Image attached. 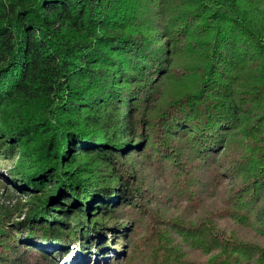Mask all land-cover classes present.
Instances as JSON below:
<instances>
[{
  "label": "trees",
  "instance_id": "16d2710c",
  "mask_svg": "<svg viewBox=\"0 0 264 264\" xmlns=\"http://www.w3.org/2000/svg\"><path fill=\"white\" fill-rule=\"evenodd\" d=\"M15 157L0 264H264V0H0Z\"/></svg>",
  "mask_w": 264,
  "mask_h": 264
},
{
  "label": "rangeland",
  "instance_id": "374dc122",
  "mask_svg": "<svg viewBox=\"0 0 264 264\" xmlns=\"http://www.w3.org/2000/svg\"><path fill=\"white\" fill-rule=\"evenodd\" d=\"M18 157H15L10 160H0V193L2 194V198L0 200L4 205H9V207L15 213V219H22V217H18L16 214V204L19 201L25 200V196H22L21 193L16 192L13 188V183L10 181L12 178V174H16L15 166H17ZM20 176V175H19ZM16 176L15 178H19ZM10 191H13L12 194ZM14 204V205H13ZM12 205V206H10ZM113 234V233H112ZM111 234V232H105L101 239H105L107 243H114L108 250H106L104 256L102 254L91 251V255H85L82 244L77 241L75 245L71 246L68 254L64 255L61 260H59V264H110L112 259L116 257L122 256V248L123 244L118 245L115 242V237ZM112 239V241H110ZM125 250V249H124Z\"/></svg>",
  "mask_w": 264,
  "mask_h": 264
}]
</instances>
